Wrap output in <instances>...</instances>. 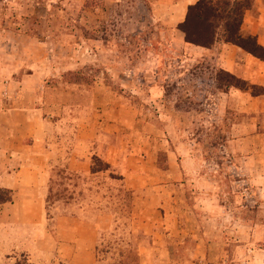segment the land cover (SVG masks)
<instances>
[{"label": "crops", "instance_id": "1", "mask_svg": "<svg viewBox=\"0 0 264 264\" xmlns=\"http://www.w3.org/2000/svg\"><path fill=\"white\" fill-rule=\"evenodd\" d=\"M120 1L106 0V8L97 10V18L94 14L95 22L100 14L107 16L108 36L83 41L82 46L90 49L87 54L92 62L99 60L101 54L103 61H115L112 50L103 48L113 42L110 18L118 14ZM197 1L149 0V15L154 26L149 44L167 47L172 54L170 61L177 67L187 66L189 72V67L207 64L215 73L224 70L245 80L249 86L264 87V61L242 48L224 41L216 42L212 48L185 41L178 25L184 21L188 6ZM48 14L53 15L51 8H46V16ZM241 30L244 35L257 36L258 42L264 46V0H254L252 8L245 13ZM101 31L104 32L103 25ZM19 32L14 26L0 29V36L6 34L9 37L0 39L1 70L6 75L18 74L10 86L0 89V191H7L10 195L8 201L0 202V264H4L5 254L14 252L27 253L36 261L58 255L76 264L93 263L101 233H111L116 226V216L107 207L109 197L93 193L89 187L79 189L83 194L78 198L52 206L57 213L50 218L47 197L53 170H65L83 177L99 174L91 171L94 156L110 165L107 170L116 167L123 170L126 187L137 195L135 210L142 213L154 209L157 218L160 214L165 223L163 228L169 234L161 231L158 238L181 237L182 233L187 236V230L180 225L183 213L168 198L164 199L161 191L170 190L172 183L182 180V162L185 158L188 161L198 158L199 141L189 139L183 143L172 138L170 143L158 126L154 136L138 133L141 119L137 116V108L126 102L122 95L117 98L113 88L104 83L97 81L85 87L80 83L43 82L40 79L45 75L32 65L37 63L32 47L36 44L39 48L66 46L69 40L63 34L53 37L51 30L40 38ZM18 36L25 38L22 46L26 56L18 51L22 43ZM48 53L52 56L50 50ZM146 60L156 67L155 81L146 82V88L131 86L132 82L126 87L135 95L162 98L167 95L162 82L166 73L158 66L163 62L162 57L154 54ZM170 75L174 84L173 71ZM179 88V84L172 86V94ZM200 93L204 96L201 105L205 112L216 109L215 122L224 121L228 115L235 116L230 122L231 132H228L226 141L221 139V146L239 159L242 168L253 177L249 181L255 182L263 175L259 170H264V97L234 86L222 89L216 77L210 89L202 87ZM157 103L164 107V103ZM171 103L175 112L171 122L177 125L176 112L180 107L176 100ZM123 112L128 114L124 116ZM124 127H134V137L125 134ZM163 151H166V169L159 166ZM260 166L262 168L258 169ZM209 185L212 183L206 187ZM148 191L156 193V198L153 193L151 202L144 198ZM206 196L210 204L204 202V205L214 207L215 201L208 197V193ZM217 207V212L202 214L209 223L219 221L222 213L226 214L220 204ZM191 214L194 215L193 211ZM209 241L208 247L213 249L216 244L211 238ZM157 243L161 245L159 251L164 253L162 242ZM141 250L148 254L150 249L143 247Z\"/></svg>", "mask_w": 264, "mask_h": 264}, {"label": "rangeland", "instance_id": "2", "mask_svg": "<svg viewBox=\"0 0 264 264\" xmlns=\"http://www.w3.org/2000/svg\"><path fill=\"white\" fill-rule=\"evenodd\" d=\"M106 6V0H52V3L50 0H0V29L14 26L19 33H30L38 38L48 35L49 30L53 37L63 34L69 40L66 46L39 48L36 44L32 47L37 62L32 65L45 75L40 80L59 85L80 83L85 87L97 81L104 83L113 88L117 98L122 95L126 102L137 108V116L141 119L138 133L154 136L158 126L170 143L172 138L183 143L189 139L199 141L198 158L192 161L185 158L182 162V180L172 183L170 190L161 191L164 199L168 198L183 213L180 225L187 230V236L184 233L181 237L163 236V240L157 237L161 231L169 234L163 228L165 223L159 213V218L153 214L154 209L142 213L135 210L137 195L126 187L123 170H119V167L86 177L65 170H53L47 197L48 217L57 213L52 207L56 203L71 202L83 194L79 189L89 187L93 193L109 197L107 207L116 216L114 231L101 233L92 264H264V170H259L263 175L257 177L255 182L249 181L253 178L249 171L242 168L235 155L221 146V139L226 141L228 132H231L230 122L235 116L228 115L224 121L215 122L216 109L208 113L201 105L204 100L201 88L210 89L217 72L207 64L189 67V72L187 66L177 67L170 61L172 54L167 47L149 44L154 29L149 15V0H121L117 4L118 14L110 18L113 42L108 48H103L112 50L115 61H103L101 54L99 60L92 62L87 54L90 49L82 46V43L93 37L108 36L107 16L100 14L97 22L94 16L96 14L97 18V10ZM46 8H51L52 16H46ZM102 25L104 32L101 31ZM2 38L9 37L5 34L0 36ZM18 40L22 42L18 51L26 56L22 46L25 38L18 36ZM154 54L163 60L158 66L166 73L162 76V82L167 95L157 99L156 96L130 93L126 86L131 82V86L146 88V82L155 81L156 67L146 60ZM23 63L27 64L26 61ZM1 69L0 65V89L10 86L11 80L18 75H6ZM58 71L60 74L57 75ZM172 71L174 84L170 77ZM52 72L56 75L53 76ZM114 74L116 77H113ZM177 84L180 88L172 94V86ZM253 91L263 92L260 95L264 97V87L258 86ZM175 100L180 107V111L176 112L177 125L171 122L175 113L171 102ZM157 102L164 103V107ZM127 114L125 112L124 116ZM134 127H124V133L134 137ZM159 166L167 168L166 151L159 156ZM210 183L212 185L206 187ZM153 193L156 198L153 191L145 192L144 198H149L151 202ZM207 193L215 201L212 208L204 205V202L210 204ZM7 196L0 192V198ZM219 204L220 209H226V214L222 213L219 221L209 223L202 214L217 212ZM210 238L216 244L213 249L208 247ZM202 239H205V243ZM157 242H162L164 253L160 252L161 245ZM143 247L150 249L148 254L142 252ZM3 263L76 264L58 255L36 261L33 256L19 252L5 254Z\"/></svg>", "mask_w": 264, "mask_h": 264}, {"label": "trees", "instance_id": "3", "mask_svg": "<svg viewBox=\"0 0 264 264\" xmlns=\"http://www.w3.org/2000/svg\"><path fill=\"white\" fill-rule=\"evenodd\" d=\"M253 3L254 0H198L188 6L186 17L179 23L178 29L183 32L187 43L212 48L216 42L224 41L264 61V46L258 42L257 36L244 35L241 30L245 13L252 8ZM216 80L222 89L234 86L245 91L251 89L253 95L263 93L253 91L258 86H249L245 80L224 70L217 71ZM93 160L92 173L104 171L110 167L96 156ZM0 192L8 194L7 191ZM9 199L8 194L6 198H0V202Z\"/></svg>", "mask_w": 264, "mask_h": 264}]
</instances>
